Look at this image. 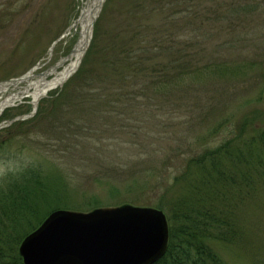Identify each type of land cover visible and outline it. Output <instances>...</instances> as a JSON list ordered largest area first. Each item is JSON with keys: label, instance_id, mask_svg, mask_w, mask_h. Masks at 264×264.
Wrapping results in <instances>:
<instances>
[{"label": "rangeland", "instance_id": "1", "mask_svg": "<svg viewBox=\"0 0 264 264\" xmlns=\"http://www.w3.org/2000/svg\"><path fill=\"white\" fill-rule=\"evenodd\" d=\"M87 1L0 0V82L35 75L0 92V102L20 97L0 114V193L38 168L50 188L44 213L130 205L169 219L202 175L195 166L183 178L189 161L224 153L234 183V167L251 175L230 208L243 237L207 243L222 264H264V0H105L78 70L30 116L37 86L76 63L63 60L81 26L68 31ZM106 54L143 83L122 93L117 77L103 85L95 72ZM240 149L257 167L238 164ZM232 193L224 185L219 203Z\"/></svg>", "mask_w": 264, "mask_h": 264}, {"label": "trees", "instance_id": "2", "mask_svg": "<svg viewBox=\"0 0 264 264\" xmlns=\"http://www.w3.org/2000/svg\"><path fill=\"white\" fill-rule=\"evenodd\" d=\"M130 52L129 60L133 62L139 73H142L144 62L142 56L132 57L133 54ZM111 57L114 60L113 58L109 60ZM120 61L122 60L119 55L106 54L104 61L99 64L101 67L105 62L102 73L98 71L95 73L97 77H101L103 85L117 77L121 81L119 90L122 93L124 88H135L142 84L143 80L137 76L132 77L130 73L125 75ZM125 96L127 93L121 94L120 98ZM235 158L239 165L250 166L244 167L245 169L253 170L257 167V164L252 166L245 151L241 149L235 154ZM195 166L202 168V175L193 184L191 192L183 194L174 203L168 219L169 247L165 256L155 264H222V261L214 255L207 240L216 239L230 243L233 238L237 237L236 240H240L243 237H240L242 229L236 223V210L233 212L231 209L238 206L239 201L233 200L243 192L241 186L245 182L247 172L242 168L239 169V166L234 167L233 171L241 178L236 184L237 179L231 178L224 171L226 168L224 153L215 151L191 159L183 178H187V173ZM208 166L213 169L212 172H208ZM23 172L24 174H18L7 183L8 191L0 193V264H23L18 251L19 245L25 236L33 232L51 213L43 212L42 206L49 203L50 188L41 180L43 178L41 171L38 168H29ZM247 176L251 175L247 174ZM224 185L230 186L233 191L232 201L219 203L221 199L217 195ZM55 210L59 209H53Z\"/></svg>", "mask_w": 264, "mask_h": 264}, {"label": "water", "instance_id": "3", "mask_svg": "<svg viewBox=\"0 0 264 264\" xmlns=\"http://www.w3.org/2000/svg\"><path fill=\"white\" fill-rule=\"evenodd\" d=\"M89 1L68 31H76L78 25L89 18L90 22L84 31L86 42L80 46L81 30L78 43L63 60L66 62L75 57L76 63L71 66L70 73L62 78L58 84L60 86L78 70L93 38L95 23L105 0H97L96 7L86 11ZM64 37H60L54 45ZM79 52V56H76ZM31 72L0 82V89L17 87L28 81L35 77ZM47 75L49 73L44 74ZM46 94L33 101L35 109L30 116L35 114L40 99ZM25 118L17 117L8 124ZM4 126L1 124L0 129ZM168 245L169 223L163 211L123 205L95 209L89 213L55 211L23 240L19 254L23 264H155L165 256Z\"/></svg>", "mask_w": 264, "mask_h": 264}, {"label": "bare ground", "instance_id": "4", "mask_svg": "<svg viewBox=\"0 0 264 264\" xmlns=\"http://www.w3.org/2000/svg\"><path fill=\"white\" fill-rule=\"evenodd\" d=\"M98 1L97 0H90L88 2V5L85 7L86 11H91L92 9H94V7H96ZM90 20L89 18L85 21L82 22L79 26H81V30H82V34L80 37V46H82L85 42H86V36H85V29L87 28V25L89 24ZM80 52L76 54V56H79ZM74 65V64H73ZM73 67V66H72ZM71 67V68H72ZM71 68L66 69L63 73L58 74L52 81H49L47 83H43L41 85H38L36 90L32 93L34 101H36L37 99H39L42 95H44L45 93L50 92L51 90L56 89V87L58 86V84L62 81V78L69 74L70 71L72 70ZM33 86V85H32ZM40 86V87H39ZM8 87H6L5 89H0V92H4L7 90ZM20 98L19 94H14L12 96L7 97L5 100L0 102V111L14 105V103L16 102V100Z\"/></svg>", "mask_w": 264, "mask_h": 264}]
</instances>
